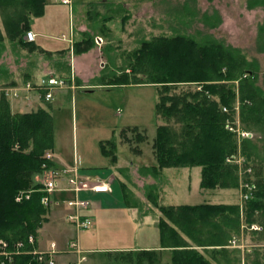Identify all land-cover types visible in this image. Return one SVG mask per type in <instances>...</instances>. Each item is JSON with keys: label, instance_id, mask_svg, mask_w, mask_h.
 <instances>
[{"label": "trees", "instance_id": "1", "mask_svg": "<svg viewBox=\"0 0 264 264\" xmlns=\"http://www.w3.org/2000/svg\"><path fill=\"white\" fill-rule=\"evenodd\" d=\"M44 6L45 0H0V43L2 24L9 40L27 44L24 36L30 30L31 17L41 16ZM256 6L264 7V0H248L249 8ZM257 43L259 52H264V24L259 26ZM75 44L77 52L93 45L91 38ZM130 55L128 66L132 73H110L111 84L161 83L162 88H157L156 114L170 120L156 127L152 143L154 170L198 166L201 188L235 189L239 176L234 160L240 153L245 158V168L249 164L252 168L256 163L259 165L256 181H249L254 184L251 198L245 201V221L252 224L259 216L257 212L264 211V178L261 176L264 152L260 153L264 151V73L261 86L257 83L261 70L259 61L248 59L241 49L223 42H198L183 34L153 37L143 41ZM181 83H194L199 89L170 94L171 86ZM236 103L242 129L251 132L250 138L237 139L236 134L226 128L227 122L234 121ZM136 136L137 140L144 139L140 133ZM110 145V150L102 146L107 155L114 154L115 145L113 142ZM53 148L54 125L50 111L38 108L12 112L9 101L0 93V239L14 243L25 240L30 234L36 237L47 222L49 209L41 203L42 184L34 182L33 178L42 174L46 168L43 164L53 165L44 158L46 151ZM24 189H31L29 198L16 201L18 191ZM159 209L170 220L160 221L163 243L177 244L172 251L171 264H213V261L228 264L227 242L239 233L238 204L202 203L159 206ZM181 233L193 246H207L203 247V253L184 240ZM209 252L208 259L205 253ZM145 254L146 251L139 253ZM30 261V255L19 254L6 264ZM125 262L128 264L127 259ZM30 264L37 263L31 261ZM137 264H143V259ZM252 264H264V255L260 257L256 251Z\"/></svg>", "mask_w": 264, "mask_h": 264}, {"label": "rangeland", "instance_id": "2", "mask_svg": "<svg viewBox=\"0 0 264 264\" xmlns=\"http://www.w3.org/2000/svg\"><path fill=\"white\" fill-rule=\"evenodd\" d=\"M143 2L146 3H137L134 11L125 15L120 9H112L111 12L106 11L105 15L111 14L108 19L98 16L102 4L87 6L86 9L96 15H90L85 19L88 31L83 36L87 37L86 39H92V47L77 52L76 42L73 40V36L77 35L73 33L69 37L73 47L72 49L71 46L69 48L71 52L69 51L67 62L71 66V71L73 69L78 76L76 77L79 78V81L75 79L71 88L55 91V96L51 101L43 100L38 91L33 90L31 92L36 95L37 101L30 106L31 108H28V105L24 107L25 110L34 111L38 108H44L50 111L53 118L56 151L69 160L76 157L79 161L78 165L87 167L90 173L118 170L112 166L110 157H107L102 151V146H106V149L110 150V142L116 144L113 152L118 156L117 164L122 167L120 173L124 181L141 189L145 188L146 181H149L150 177L148 175L141 176L134 168L130 170L129 163L130 160L136 162L139 158L141 160L137 164H143L145 162L143 160L148 163L154 162L152 143L156 127L159 124H168L170 121L156 114L157 88H162V84L112 85V78L109 75L110 73L119 75L122 71L131 74L130 66H128L130 64L129 55L139 49L143 41L159 36L172 37L176 34L192 37L198 42L220 41L226 46L231 45L241 49L248 59L256 58L259 61L261 70L257 83L261 86H263L262 74L264 73V52H259L257 43L259 26L264 24V7L249 8L248 0H145ZM41 16H44V20L47 22L43 27L48 25L47 28L50 29L47 38L48 47L52 50L65 48L66 42L59 41L57 38L59 36L66 38L67 34L61 35L57 28L66 31L69 29L70 9L68 6H61V4L60 6L46 5ZM33 29L37 32L43 30L38 27ZM1 32L3 38L0 43V91H5L8 87L19 86L12 85L16 82L10 81V79L19 77L23 79L22 67L25 63H33L35 61L33 58L41 52H34L31 46L23 45L18 40H9L2 24ZM38 41L39 39L37 43H39ZM78 56L81 58V62L77 63ZM58 57L55 61L58 60ZM92 74L97 76L92 78ZM138 76L141 77L142 75L138 74ZM26 83L28 82L26 81L24 84ZM29 83L33 84L32 82ZM69 83L67 81V84ZM23 85L21 84L19 87H23ZM195 89H199V87L194 83L175 84L171 86L170 94ZM63 91L66 93L63 94ZM5 93L7 94L3 93V95L9 101L12 110L10 99H28L25 95L30 92L21 91L19 95L15 96L14 91L7 89ZM235 108L236 113L233 122L242 129L237 103ZM134 128H137L135 132L132 131ZM137 133L144 136L142 141L137 140ZM48 151L50 150L46 152ZM139 151H141V157H137ZM263 152V150L260 151L261 154ZM54 154L56 156L55 152ZM236 155L234 164L238 166V189H201L199 192L200 171L194 167L191 168L192 179L190 183L187 180L184 182L182 175L176 177L174 182L179 194L175 198V202L181 203L188 199L191 202L228 203L237 199L239 206L238 221L240 223L239 233L235 235H239L241 239H248V245L243 243L244 246L237 248V246H232L230 242H227L226 248L229 249H227L226 262L228 264H252L255 262L256 251L259 252L260 257L264 255V211L257 212L259 216L252 222L259 223L262 229L260 231L250 230L251 224L248 225L245 221L246 200L243 198V192L244 184L250 180L256 181L259 165L256 163V167L252 168V164H249L245 168V158L240 153ZM55 162L57 161L55 160ZM65 164L59 162L57 165L65 166ZM46 174V172L36 174L33 178L34 182H44ZM152 175L153 177L157 176L156 173ZM261 176L264 178V165H262ZM187 183L191 188L189 195H187V189L184 186ZM126 186L128 187V183ZM172 186L174 185L171 184ZM30 190H19L18 194ZM120 213L122 215L120 219L124 221L116 223L129 228L127 216L122 212ZM108 224L100 226L98 223H92L87 229L80 232V247L86 251L84 254L86 260L83 264H109L108 258H110L107 253L89 252L84 249L85 247L92 246L95 249L102 248L106 252H110L113 251L110 248H118L119 245L124 246L121 242L123 241L122 237H126L121 235L124 230L122 232L121 230L116 231L117 228L114 225L107 227ZM71 230L72 236L74 231ZM88 240L89 243H87ZM238 242L242 244L239 240ZM58 247L65 248V245H58ZM203 247L207 246H194L202 253ZM208 247L221 248L220 246ZM207 249L210 250V248ZM97 255L98 259L96 258ZM210 255V252L205 253L208 259ZM69 258L73 257L69 256ZM92 260L94 262L91 263ZM212 263L216 264L214 261ZM64 264L67 262L65 261Z\"/></svg>", "mask_w": 264, "mask_h": 264}, {"label": "crops", "instance_id": "3", "mask_svg": "<svg viewBox=\"0 0 264 264\" xmlns=\"http://www.w3.org/2000/svg\"><path fill=\"white\" fill-rule=\"evenodd\" d=\"M71 3H62L61 0H45V6H56L61 4V6H68L70 9V17H69V29L62 30L61 28H57L60 30L61 35H66V38H61L59 36L57 39L62 42H66V47L52 50V48L47 45V38L49 36V28L47 26L44 28L43 26L47 24L44 20V16L34 17L32 16L30 30H32L36 36L33 42H28L27 45L31 46L34 52L38 53L33 59L35 61L31 64L25 63L22 70L24 71L23 79L14 78L10 79V81H15V84L12 85H23L26 81L32 82L34 85L39 84L43 79L48 78L50 76L60 77L66 80H69L72 76L74 81L75 79L79 81L78 76L74 73V70L71 71V66L68 64V54L71 52L69 50L70 46L72 49V40L69 38L74 33L77 36H73V40L75 42H81L83 39L87 37L83 36L87 33L88 28L85 22V19L88 16H96L95 13H91L90 10H87L86 7L89 5H97L102 4L100 7V13L98 16L102 18H110L111 14L105 15L106 11H110L112 9H120L124 13H130L134 11L137 3H146L143 2L145 0H70ZM103 8V9H102ZM106 9V10H105ZM96 11V12H97ZM103 11V12H102ZM69 14V13H68ZM56 15V14H55ZM57 16V15H56ZM43 20L41 21V19ZM105 27L104 25H101ZM39 28L43 30L35 31L33 28ZM56 29V30H57ZM65 31V33H64ZM64 33V34H62ZM39 39V43L37 40ZM59 48V46H57ZM70 51V52H69ZM85 54V53H84ZM45 55V56H44ZM58 60H56V57ZM50 57V58H49ZM77 58V57H76ZM81 62V58L77 59V63ZM77 76V77H76ZM97 76L96 74H92V78ZM99 76V74H98ZM9 81V82H10ZM99 85V84H98ZM92 88V87H91ZM90 89V88H88ZM65 94L66 91H63ZM28 99L19 100L15 98H11V107L13 112H29L33 110H25L24 107L28 105V108L33 105L37 101L36 95L33 92L27 93ZM64 96V95H63ZM31 108V107H30ZM116 146V144H114ZM106 148V146H105ZM53 151L56 153L57 162L66 163L65 165H74L76 164L82 174L92 175V177L98 181H102L108 183L111 190L107 192H85L83 196L88 197L90 199L91 205L90 207L84 211V214L91 218L93 224L105 225L108 226L114 225L117 230H121V235L126 236L122 237L121 242H123L124 246L119 245L118 248H110L113 251L106 252L105 249L94 247H85L84 249L89 252H96L99 254H108L110 258L109 264H126L125 260H128V264L140 263L143 259V264H171L172 251L177 248L176 243H163L164 239H162V231L160 228V221H170L159 209V206H181V205H198L202 203H211V202H191L186 199L184 202L176 203L175 198H177L179 194V190L176 187V177L178 175L184 176L183 181L186 182L191 181L192 179V171L191 168L194 167H170L163 168L160 171L156 172L154 170V166L156 165L155 156L152 153L154 162H146L143 164H137L139 160L136 162L130 160L129 169L137 170L141 176L150 177V180L146 181L145 188H138L134 186V184H129V182H125L124 178L121 175L122 167L117 164L118 156L114 153L106 156L110 157L112 166L116 167L118 170L112 172V170L102 171L98 173H90L87 167L79 166V161L76 157L73 160L66 159L65 156H62L56 151L55 144ZM113 156H115L113 158ZM137 157H141V151L137 153ZM69 165V166H70ZM82 165V164H81ZM116 165V166H115ZM174 168V169H172ZM200 171V181H201V168L195 166ZM167 169V171H164ZM156 173L157 176L153 177L152 174ZM168 173V174H166ZM94 175V176H93ZM126 179V177H125ZM173 180V182H172ZM199 181V187H200ZM128 183V187L126 186ZM187 183L186 191L187 195L191 190L190 186ZM171 184L174 186L171 187ZM123 185V186H122ZM125 187V189H124ZM171 187V188H170ZM201 188L199 192H201ZM235 188L233 190H236ZM211 190V189H210ZM214 190V189H212ZM127 191V192H126ZM184 192V190H183ZM127 194V195H126ZM205 194V193H204ZM72 193L68 191H60L56 192L54 195L55 201L62 200L68 197H71ZM190 199V198H189ZM169 200V201H168ZM203 200V199H202ZM200 200V201H202ZM211 201V200H209ZM237 199L233 202H228L225 204H238ZM211 204H217L211 203ZM49 212L47 214V222L40 228L38 231L37 246L40 249L46 248L50 241H55L59 246H64L67 244V241L73 236H71V229L73 226L67 221L66 214L67 208L59 203H53L48 208ZM125 214L129 220V228L123 226L122 224L116 223L119 221H124L120 219L122 216L121 213ZM133 226V227H132ZM132 227V228H131ZM127 230H126V229ZM74 231V229H73ZM181 236L184 240L188 241L189 244L194 248V244L192 241L183 233ZM238 239L242 241V243L247 244L248 239H241L239 235ZM234 237V236H233ZM173 241V240H171ZM89 243V240L87 241ZM64 244V245H63ZM62 248V247H61ZM141 251H146L147 254L139 255ZM102 252V253H100ZM127 254V256H126ZM70 255H59V262L65 263ZM98 259V255L96 257ZM138 259H141L138 261ZM95 260V259H94ZM94 260L91 261L94 262Z\"/></svg>", "mask_w": 264, "mask_h": 264}, {"label": "built area", "instance_id": "4", "mask_svg": "<svg viewBox=\"0 0 264 264\" xmlns=\"http://www.w3.org/2000/svg\"><path fill=\"white\" fill-rule=\"evenodd\" d=\"M63 3H70V0H61ZM36 34L29 30L25 34V39L28 42H32L35 39ZM73 82V77H71ZM72 85L67 84L64 79L50 76L43 79L39 84L26 83L23 87H8V90L14 91L15 96L19 95V92H31V91H42V96L45 100L49 101L53 99L54 92L63 89L72 87ZM3 92L5 95L7 93ZM28 97V95H25ZM224 111H227V108H223ZM226 128L230 131L236 133L239 138L250 137L251 134L245 130H242L235 125L233 122H228ZM44 158L48 161L53 162V165L47 167L43 164V173L46 172L44 177V182L42 184L41 191L44 193L41 198V203L44 206H48L51 203H61L67 208L66 219L69 223L72 224L74 228V235L67 242V245L64 249H60L55 241H51L47 248L39 249L35 246V236L30 234L25 240H17L14 243H9L5 239H0V264H6L7 262L12 261L14 255L26 254L31 256V261H35L37 264H58V255L60 254H69L73 255L74 259L69 260L67 264H83L86 260L84 254L85 251L80 247V232L87 229L92 221L89 216L84 214V211L87 210L90 205V199L83 196L85 192H107L110 191V186L108 183L97 181L93 179L90 175L82 174L80 169L76 164L70 167H57L54 164L53 153L48 151L45 153ZM234 158V156H232ZM232 161L231 159H228ZM65 183V184H64ZM254 188V184L250 182L244 184L243 198L246 200L251 195V191ZM58 191H69L72 193L70 198L57 200L55 201L54 194ZM31 191L20 193L16 195V201H21V199L29 198ZM252 230H260L261 227L257 224H252L250 226ZM232 246L242 247V244H239L237 238L231 240ZM27 246H31L30 249ZM28 262L27 264L31 263Z\"/></svg>", "mask_w": 264, "mask_h": 264}]
</instances>
